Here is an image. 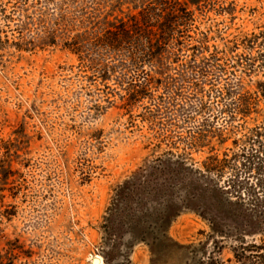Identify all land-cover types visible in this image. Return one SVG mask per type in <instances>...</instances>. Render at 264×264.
Returning <instances> with one entry per match:
<instances>
[{"label": "rangeland", "instance_id": "1", "mask_svg": "<svg viewBox=\"0 0 264 264\" xmlns=\"http://www.w3.org/2000/svg\"><path fill=\"white\" fill-rule=\"evenodd\" d=\"M143 8L154 51L89 44ZM259 141L264 0H0V264H238L264 227L228 181Z\"/></svg>", "mask_w": 264, "mask_h": 264}, {"label": "trees", "instance_id": "2", "mask_svg": "<svg viewBox=\"0 0 264 264\" xmlns=\"http://www.w3.org/2000/svg\"><path fill=\"white\" fill-rule=\"evenodd\" d=\"M177 5L180 7H186V5L178 2ZM167 8L157 12L155 8H143L140 11L141 19L136 18L137 29L136 37L132 36L130 31L126 30V26L123 24L120 30H122L121 36L118 35L115 30L116 27H111L106 31H103L101 34H98L94 37L92 41L89 42L92 46L98 49L105 50H116L117 45L120 43V40H132L133 43L138 47L142 48L141 51H154L155 43L157 40H154L156 34L152 31L147 30L142 32V27L145 29L152 26L151 23L159 21L161 18H166ZM173 11V10H170ZM179 15L175 16V11L168 13L171 17V25H166L168 32H173L175 30L174 24L181 22V25H186L189 21H192V12L189 8H178ZM189 17V18H187ZM168 21H171L168 19ZM180 22L178 25H180ZM139 30V31H138ZM83 35H76L73 37V40L67 44L72 51L76 53H84V48L86 47L83 42L80 41V38ZM157 38V36H156ZM166 39V38H165ZM86 41V40H85ZM146 58H141L140 63H145ZM139 62L134 61V65L138 66ZM150 62H152L150 60ZM136 92H133L131 96L136 95ZM137 99V95L135 96ZM260 149L256 152H252L245 155V160L242 162V167L239 169V172L229 177V186L226 194L235 196L236 200L226 199L228 208L231 209V214L233 224H239L241 218H248L252 220L253 224L257 226L264 227V144L259 141ZM215 160H218L217 158ZM236 160V157L234 158ZM224 162H227V159H224ZM222 166L220 168H214L219 175H222L224 172H221ZM219 169V170H218ZM223 169V168H222ZM222 173V174H220ZM129 190V189H128ZM123 197V194L120 195ZM160 227V226H159ZM165 232V231H164ZM162 232V233H164ZM146 236L142 237V240H145ZM235 259L238 264H264V244L257 245H247L243 243L240 249L235 250ZM211 264H219L217 261H212Z\"/></svg>", "mask_w": 264, "mask_h": 264}, {"label": "water", "instance_id": "3", "mask_svg": "<svg viewBox=\"0 0 264 264\" xmlns=\"http://www.w3.org/2000/svg\"><path fill=\"white\" fill-rule=\"evenodd\" d=\"M98 259H99V258H95V259L93 260V263H94V264H97V262L99 261Z\"/></svg>", "mask_w": 264, "mask_h": 264}]
</instances>
